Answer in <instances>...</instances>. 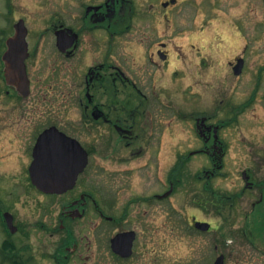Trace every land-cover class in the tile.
I'll return each instance as SVG.
<instances>
[{"label":"rangeland","instance_id":"1","mask_svg":"<svg viewBox=\"0 0 264 264\" xmlns=\"http://www.w3.org/2000/svg\"><path fill=\"white\" fill-rule=\"evenodd\" d=\"M99 1L11 0L12 6L8 9L7 1L0 0V57L5 50V38L13 34V25L24 20L31 37V55L27 65L35 80V88L42 86L38 93L20 99L0 77V207L13 214L18 231L12 234L10 240L18 248H26L22 253L24 257H33L31 264H57L52 256L67 237L66 227L59 228L61 209L81 191L91 192L104 210L108 209L106 202H112L116 215L120 216L129 200L149 197L156 191L162 193L169 189L165 181L177 157L200 145L192 128L193 121L190 128L187 120L178 119L176 112L173 128L169 127L164 133L165 149L161 150L159 161L147 163V157L119 163L105 161L103 165L108 162L110 171L105 172L103 169L95 175L90 172L82 176L78 181V190L71 195L48 197L30 187L26 165L29 148L38 132L56 124L62 130L85 140L93 136L81 129L77 118L81 113L77 95L83 80V72L77 65L78 62L82 65L89 63L99 51L93 52L87 46L88 49H82L76 59L62 61L64 63L61 64L53 51V38L45 31L56 15L74 25V17L81 14L83 3ZM143 1L135 0L137 11L143 10ZM180 1L171 14L170 62L160 65L157 72L159 87L169 95V107L186 109L192 113L204 111L212 115L214 120H221L229 117L228 103H246L252 92L257 90L255 101L248 109H243L237 123L227 127L223 133L228 146L223 175L211 180L210 186L229 195L242 190L244 170L261 169L256 180L264 181V0ZM134 24L138 25L137 22ZM156 25L159 30L163 29L161 24ZM164 40H169V37L161 39ZM138 49L142 50L137 30L134 29L130 35L113 40L111 61L122 64L127 57L142 62ZM239 56H244L247 65L242 75L236 78L230 65L236 63ZM130 61L133 63L132 59ZM54 63L57 69L61 66L64 69L60 73L66 83L64 97L59 96L55 89L57 69ZM49 86L54 88L50 89ZM7 90L10 92L7 93ZM118 153L128 154L127 151ZM117 167L120 173L115 177L111 170ZM209 167L210 162L205 156L191 157L187 165L188 178L185 176L182 179L168 201L159 202L156 210H152L146 202L135 204L130 210L122 226L139 229L142 235L153 237L147 247L143 246L141 239L138 248L140 256L134 264H152L153 259L157 261V255L156 264H185L186 258L198 255L196 251L203 252L205 256L212 253V235L220 234L222 229L228 233L227 230H235L241 225V238L258 251H264V201L251 211L255 193L247 192L237 201L231 220L227 221V228H222L223 219L217 215L214 206L209 203L206 209L200 207L199 199L206 195L204 181L196 177ZM93 185L94 190L91 189ZM110 195L115 197V201L108 198ZM145 211L147 214L144 215ZM246 212L250 213L243 222ZM152 215L155 220L153 227L148 226L146 220ZM191 217L206 220L220 230L208 236H197L189 228ZM70 228L76 239L83 242L81 250L68 264H122L103 253L104 238L106 241L121 228L117 230L107 224L91 207H88L82 219L70 222ZM7 238L0 220V247ZM233 253L238 255L229 257L228 264H264V254H259L249 246L237 247ZM0 264L11 263L3 261L0 254Z\"/></svg>","mask_w":264,"mask_h":264},{"label":"flooded vegetation","instance_id":"2","mask_svg":"<svg viewBox=\"0 0 264 264\" xmlns=\"http://www.w3.org/2000/svg\"><path fill=\"white\" fill-rule=\"evenodd\" d=\"M107 1L101 0L99 2L83 3L81 14H77L74 17L76 21L74 25L68 24L62 16L56 15L50 21V25L46 27L45 33L52 36L55 48L53 51L57 57L56 59L61 64L64 63L62 61L76 59L82 49L85 50L89 47L93 52L99 51L89 63L82 65L81 62H78L77 65L83 72V80L77 95L81 113L77 118L82 125L81 129H84L90 136L93 134V136L85 140L68 133V131L62 130L56 124L47 126L35 135L33 143L29 148V160L26 165L28 177L30 176V167L34 159V149L38 137L43 131L51 127H56L61 132L75 139L86 152L87 164L81 174H79L78 181L82 176L90 174V172L93 175L99 171H103V169L105 172H109L110 167L107 165L108 162L106 165H103L105 161H114L117 163L129 162L139 157H147L149 160L147 163L154 160L159 161L160 152L165 149V143L163 142L164 133L169 127L173 128L176 112L179 117L178 119L181 121L187 120L186 122L190 128L193 121L192 128H194V132L197 134L200 145L199 148L189 150L187 153L180 154L177 157L165 181L169 189L162 193L156 191L149 197L129 200L124 205L123 212L120 216L116 215V208H113V205H111L112 202L110 201L105 204L108 209L104 210L101 208V203L96 201L95 197L93 198L90 194L91 192L86 193L85 191H81L78 196L68 201L69 203L64 204L60 213L59 228L66 227L67 237L62 240L61 245L58 246L52 256L57 264L70 263L74 256L81 250V243L83 241L80 242L76 239L70 228V222L76 219H82L88 207H91L110 226L113 225L117 230L121 228L109 236L106 241L104 238V255H109L122 264L136 263L140 256L138 248L142 241L141 239L143 238V246L147 247L148 243L153 241V237L147 234L142 235L139 229L124 228L122 225L126 222V218L129 216L130 210L135 204L146 202L152 210H156L159 202L168 201L172 193H175V189H177L182 179L185 176L188 178L187 165L193 156L203 155L210 162L211 167L200 171L201 174L196 177L201 182L204 181L203 188L204 194L206 195L199 199V205L203 209H206L209 203L210 206H214L217 210V215L223 219L222 228L224 226V228H227V221L231 220V213L235 211V204L247 192L255 193V200L252 203L251 211L256 209L264 201V181L256 180V175L261 173V169L253 170L249 168L242 171L244 185L241 191L227 195L228 193L210 186L211 180L223 175L224 161L228 154V146L224 141L223 133L227 127L236 124L239 116L244 112L243 109H248L252 102L255 101L257 90L252 92L246 103L239 105L228 103L229 112L227 113L229 117L227 116V118L221 120H214L212 115L204 111L192 113L186 109H171L169 107L171 103L169 95L159 87L157 72L160 65H165L170 62V46L172 45L169 29L173 26V17L171 14L173 8L181 1L144 0V8L140 11H137L138 7L135 4V0H125L124 2H118V0L114 5H111ZM93 7H100V10H94L92 9ZM136 22L138 25L134 24ZM156 23L161 24L163 29L159 30ZM134 29L137 30L139 45H141L142 49L141 51L139 49L137 51L142 56V62L135 58L126 57L122 61V64L125 62L124 65L113 63L111 61L113 40L130 35ZM165 33L167 34L165 35ZM166 36L169 37V40L161 41ZM27 42L28 45L30 44V57L31 37L29 36V30L27 33ZM29 57L26 60V66L30 81L28 97H31L38 93L42 86L40 85L35 88V84L33 83L35 80L27 65ZM130 59L133 60V63ZM136 60L139 61V64ZM239 61L242 62V65L240 73L236 74ZM234 64L230 65L232 67V74L236 78H239L247 65L246 59L244 56H239ZM54 68L57 69L56 63H54ZM62 69V66L57 69V86L55 89L59 92V96L64 97L66 96L64 93L66 83L60 76V73H63L64 70ZM49 88L53 89L54 86H49ZM12 91L14 92L15 90L12 88ZM203 91L205 94V87H203ZM9 92L10 90H7V93ZM118 151H127L128 154L119 155ZM126 158L127 160L125 161ZM111 172L116 177L120 173V168L117 167V169H113ZM245 172H247V176L249 177L248 182L252 183L251 186H247L248 182L244 179ZM179 176L182 177L179 178ZM28 179L30 187L35 189L30 177ZM78 181L72 189L61 195H49L39 192L48 197L71 195L78 190ZM110 187L113 186L111 185ZM94 188L95 186L93 185L91 189L94 190ZM108 198H113L112 201H115V197L111 195ZM250 212L244 213L243 222L245 217L249 216L248 214ZM80 213L82 217H74V215ZM145 214H147V211H145ZM146 220L148 226L153 227L152 223L155 221L153 215L150 219ZM196 222L208 223L210 225L209 230L203 231L198 228ZM42 227L45 226L42 225ZM189 228L197 236H208L211 235V232L220 230L219 227H216L212 223L196 217H191ZM238 228L235 230L226 229L229 231L228 233H224V229H222V233L220 231V234L212 235L214 238L210 240L213 242L211 245L213 246L212 253L205 256L202 254L203 252L196 251L198 255L186 258L185 264H228L229 257L233 256V254L238 255V253H233L235 248L241 246H249L250 249L254 248L259 254H264V251H258L252 244L242 239L240 234L242 225ZM127 232H133V241L131 243L130 254L123 256L115 248L127 247L128 238L125 243L114 244L113 240L119 234ZM231 238L234 239L233 242H231ZM86 245L90 247L89 243H86ZM262 248L264 249V245ZM125 252L127 253V250ZM153 252L155 253L156 250ZM157 261L153 259L152 264H156Z\"/></svg>","mask_w":264,"mask_h":264},{"label":"water","instance_id":"3","mask_svg":"<svg viewBox=\"0 0 264 264\" xmlns=\"http://www.w3.org/2000/svg\"><path fill=\"white\" fill-rule=\"evenodd\" d=\"M117 1L108 0L107 2L114 5ZM124 1L119 0L118 2ZM92 9L100 10V7H93ZM27 33L24 20H19L14 25V34L6 40L7 49L2 56L6 83L9 87L15 89L22 98H26L30 92V81L26 67V59L29 57ZM241 65L242 62L239 61L236 74L240 73ZM33 156L34 161L30 167L31 181L33 185L45 193L63 194L72 189L80 172L87 164V154L82 146L56 127L45 130L39 136ZM244 179L247 182L249 181L247 172L244 173ZM251 185L252 183H247V186ZM4 217L10 231L14 233L17 227L13 223V216L5 213ZM74 217H82V214H76ZM196 226L203 231L210 228L208 223L202 222H197ZM127 238V247L115 248L123 256L130 254L133 232L119 234L113 240L114 244L125 243ZM125 250H127V253Z\"/></svg>","mask_w":264,"mask_h":264},{"label":"trees","instance_id":"4","mask_svg":"<svg viewBox=\"0 0 264 264\" xmlns=\"http://www.w3.org/2000/svg\"><path fill=\"white\" fill-rule=\"evenodd\" d=\"M6 1L8 4V8L10 9L11 0ZM181 177L182 176H179V178ZM0 254L2 255L3 261H8L11 264H31L32 262L31 256L24 258L16 244L10 239H7L3 242V245L0 247Z\"/></svg>","mask_w":264,"mask_h":264}]
</instances>
